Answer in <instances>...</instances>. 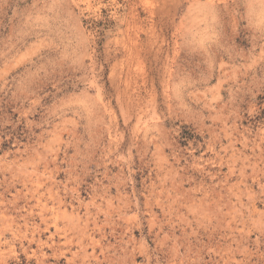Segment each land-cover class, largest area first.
<instances>
[{
	"label": "rangeland",
	"instance_id": "obj_1",
	"mask_svg": "<svg viewBox=\"0 0 264 264\" xmlns=\"http://www.w3.org/2000/svg\"><path fill=\"white\" fill-rule=\"evenodd\" d=\"M0 225V264H264V0H0Z\"/></svg>",
	"mask_w": 264,
	"mask_h": 264
},
{
	"label": "bare ground",
	"instance_id": "obj_2",
	"mask_svg": "<svg viewBox=\"0 0 264 264\" xmlns=\"http://www.w3.org/2000/svg\"><path fill=\"white\" fill-rule=\"evenodd\" d=\"M37 192V191H36ZM34 193V192H33ZM43 195V194H42ZM34 198V197H33ZM35 199V198H34ZM41 201V200H40ZM42 207H43V204H42ZM43 208H45V206L43 207ZM44 211V210H43ZM45 212V211H44ZM32 213V212H31ZM10 215V214H9ZM6 217V216H5ZM11 217H13V216H11ZM4 219V218H3ZM6 219H7V217H6ZM5 220V219H4ZM14 220V219H13ZM1 221H3V220H1ZM28 221V220H27ZM45 221H47V220H45ZM3 222H6V221H3ZM2 222V223H3ZM1 223V224H2ZM26 223V222H25ZM11 225V224H10ZM1 226V225H0ZM5 226H6V224H5ZM55 227V226H54ZM1 228V227H0ZM4 229V228H3ZM12 229V228H11ZM39 229V228H38ZM10 231V230H9ZM3 232V231H2ZM2 235V234H1ZM25 235V234H24ZM17 237V236H16ZM22 239H23V237H22Z\"/></svg>",
	"mask_w": 264,
	"mask_h": 264
}]
</instances>
